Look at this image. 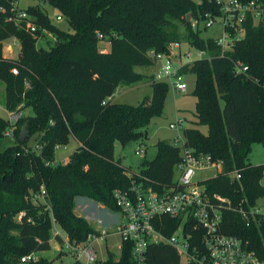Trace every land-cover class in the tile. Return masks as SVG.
<instances>
[{"label": "trees", "instance_id": "1", "mask_svg": "<svg viewBox=\"0 0 264 264\" xmlns=\"http://www.w3.org/2000/svg\"><path fill=\"white\" fill-rule=\"evenodd\" d=\"M13 0H0V82L5 88V107L26 111L13 131L12 144L3 146L6 120L0 119V264H21L31 253L50 249L51 217L70 241L84 242L96 230L74 212L75 200L88 199L117 212L113 192L127 191L132 179L160 192L174 181L179 150L166 141L156 143V154L144 161L139 173H128L114 159V146L147 137L150 122L163 115L168 85L135 73L136 67H153L150 51L167 53L179 42L175 22L187 31L188 44L208 53L209 59L184 66L182 74L195 76L192 96L197 126L186 128L188 146L222 162V174L202 182L208 193L219 194L232 208L246 213L259 201L264 204V165L247 160L253 145L264 147V26L247 22L244 38L221 56L211 38L190 29L187 16L204 19L216 7L209 0H44L66 22L53 25L40 6L26 9L36 19L37 37L15 30L4 21ZM250 1V0H240ZM264 4V0H255ZM42 30L54 40L45 41ZM205 31V30H204ZM107 37L110 48H98V36ZM17 37L16 60L2 57V41ZM39 40L47 49L37 46ZM240 64L247 71L235 74ZM16 68L18 75L11 74ZM147 80L151 95L137 106L111 101L120 85ZM73 139L76 150L65 163L55 161L56 147ZM38 147L37 150L33 148ZM237 173L240 180L229 175ZM45 188L50 211L33 205L31 192ZM23 216L18 220V216ZM174 226V222L167 218ZM30 221V222H29ZM176 224V223H175ZM224 232L248 244L264 259V216L250 217V224L233 210L222 215ZM167 237L171 229L162 230ZM131 245L122 246L115 260L108 254L102 264H133ZM146 264H180L174 249L150 245ZM52 264L41 258L36 263Z\"/></svg>", "mask_w": 264, "mask_h": 264}, {"label": "built area", "instance_id": "2", "mask_svg": "<svg viewBox=\"0 0 264 264\" xmlns=\"http://www.w3.org/2000/svg\"><path fill=\"white\" fill-rule=\"evenodd\" d=\"M209 1L214 4L216 10L213 13H205L202 28L199 29L201 22L197 19H191L189 25L193 32L215 30L217 33L213 40L220 49L221 56L231 52L236 42L244 38V25L247 22H251L254 26H264V4L261 2L255 0ZM3 11L1 7L0 12L5 15ZM55 20L60 22L62 18L57 15ZM4 21L17 31L21 30L37 37L39 28L35 17L26 10L18 8L16 0L11 2L10 11L4 17ZM42 34L54 40L47 31L42 30ZM100 39H102L101 35L98 36V40ZM7 42L12 43L8 45ZM1 45L2 48L7 45L4 49L6 55L2 56L4 59H17L20 47L17 37H9L2 41ZM180 49V43L175 42L168 45L167 53L154 51L148 53L153 67H156L153 75L154 81L166 83L175 95H185L188 90L185 74H182L180 70L195 60L209 59L207 52L196 50L193 61L182 63V59H187L191 54L188 55L185 52L180 54ZM16 50H18L17 54ZM246 71L247 68L240 64L235 66V74ZM11 74L18 75V70L12 69ZM0 110L6 114L4 120L8 124L3 137L11 139L23 112L9 111L5 106L0 107ZM168 128L177 133L169 144L179 150V162L175 166L172 185L156 192L132 179L127 191L113 192L117 208V212L111 214L116 218L113 227L111 229L104 227L100 232L96 231L98 235H88L84 242L70 241L51 217L50 241L54 240L60 247V252L52 260V264H63L62 260L67 258L71 260L68 264H102L107 260L109 251H107V258L100 260L93 243L95 241L106 242V239L111 236L119 239V254L115 255V260L120 257L123 244L128 242L131 245L130 258L133 264H146L145 254L150 245L171 247L177 253L179 260L183 258L186 264H264V259H260L254 251L250 250L246 242L226 234L222 225V215L226 209L237 211L246 221V226L250 224V217L254 220L255 215L264 216V210L253 208L249 211L250 213H246L242 209L232 208L230 201L219 194L208 193L202 182L221 175L222 162L213 161L211 156L197 153L188 146L184 136L186 129L184 118H177L169 124ZM37 148L33 150L36 151ZM59 149L61 148L56 147L55 150ZM143 154L142 146L135 150L136 156ZM58 163L60 162L55 159L50 165ZM229 176L234 180L241 178L237 173ZM260 185L264 187L263 178ZM29 200L33 205L43 206L45 210L50 211L43 186L39 191L31 192ZM22 216L23 213L18 216V220ZM164 218L174 222V226L169 221L165 222ZM100 223L98 221V224ZM166 229L172 230L171 236L167 237L161 233ZM39 259L38 253H31L22 257L20 263H36Z\"/></svg>", "mask_w": 264, "mask_h": 264}, {"label": "rangeland", "instance_id": "3", "mask_svg": "<svg viewBox=\"0 0 264 264\" xmlns=\"http://www.w3.org/2000/svg\"><path fill=\"white\" fill-rule=\"evenodd\" d=\"M195 3H199L198 0H192ZM16 4L18 8L22 10H26L30 7L34 6H40L46 15L49 17L51 23L55 25L60 30H66L67 25L64 20L57 22L55 20V17L58 15L57 12L51 8L44 0H16ZM190 16V15H189ZM191 19H197L202 23L204 19L201 21V19L194 17L189 18V22ZM175 25L177 26L178 30V37H179V43L181 45V53H187L188 55L191 54L190 57L187 59H182V63L190 62L195 59V52L196 49L188 44V41L186 39L187 31L184 30L183 26L180 23L175 22ZM201 33L199 34L201 38L207 39L211 38L213 39L216 37V31L215 30H199ZM45 41H51V37L45 36ZM8 43V42H7ZM9 42L8 45H10ZM7 46V45H6ZM5 46V47H6ZM37 46L43 49H47L49 46L44 42V40H39L37 43ZM5 47L2 48V56L6 55V52L4 51ZM98 48L101 50V52L109 51L110 44L107 39V37H103L98 42ZM18 53V50L15 52ZM19 54V53H18ZM135 73L141 74L146 76L147 78L153 77V74L156 71V67H136L134 69ZM185 81L188 85V90L185 95H175L173 94L171 87L168 88V93L166 95V99L164 102V109H163V115L160 118L153 119L150 124L143 130V132L146 133L147 137L143 140L139 141H132L127 143L126 145L122 146L120 144H115L114 146V159L119 160L121 162V166L123 169L127 170L128 173H139V171L142 168V163L144 161H150L154 158L156 154V143L159 141H166L168 143L172 142L173 139L176 137L177 133L176 131L170 130L168 128L169 124L174 122L177 118L182 117L186 121V128H198L203 134L207 133V128L204 126H197L195 124V117H194V104H195V98L192 96V91L194 89L195 84V76L193 74H186L185 75ZM151 95V88L147 82V80L133 84V85H120L118 89L116 90L114 94V103L117 104H125L130 106H137L140 104L143 99L148 98ZM5 106V88L4 84L0 82V107ZM31 112L30 110L24 111L22 114L23 116L29 115ZM6 114L0 110V119H5ZM12 139H5L3 141V146H9L11 145ZM143 147L144 154L142 156H136L135 150L137 148ZM77 143L75 140L71 139L69 141V144L59 150L56 151L55 159L57 162L67 161L69 156L76 150ZM247 162L250 165L258 166V165H264V147L260 145H253L251 148V152L248 156ZM264 179V176H263ZM83 200V198H78L75 200V209L77 214H81L77 210V205L79 202ZM256 209H259L261 211L264 210V204L262 201H259L257 205L254 207ZM108 214H114L111 211H105L102 208L96 211V215H99L102 218H107ZM94 227H97L96 222H91ZM94 248L97 252V256L100 260H105L107 258V251H109L110 254L118 255L119 250V239L116 236H111L106 239V242L102 241H95L93 243ZM60 252L59 245L54 241H50V249L45 252H39L38 256L41 258H46L49 260H54ZM70 258L63 259V264H68L70 262ZM56 263H58L56 261ZM180 264H186L185 260L183 258L180 259Z\"/></svg>", "mask_w": 264, "mask_h": 264}, {"label": "crops", "instance_id": "4", "mask_svg": "<svg viewBox=\"0 0 264 264\" xmlns=\"http://www.w3.org/2000/svg\"><path fill=\"white\" fill-rule=\"evenodd\" d=\"M113 100H114V95L111 101L114 102ZM99 207L100 209L102 208L103 210L108 211V209L104 208L98 203H95L88 199H83L77 205V210L81 212V214H77L75 207H74V212L78 216L84 218L97 232L103 230L104 227L111 229L114 223L116 222V218H114L111 214H108L107 218H102L99 215H96V211L99 209ZM98 221H100L101 223L98 224ZM91 222H96L97 227H94Z\"/></svg>", "mask_w": 264, "mask_h": 264}, {"label": "water", "instance_id": "5", "mask_svg": "<svg viewBox=\"0 0 264 264\" xmlns=\"http://www.w3.org/2000/svg\"><path fill=\"white\" fill-rule=\"evenodd\" d=\"M189 18H190V16L188 15V16H187V22H189Z\"/></svg>", "mask_w": 264, "mask_h": 264}]
</instances>
